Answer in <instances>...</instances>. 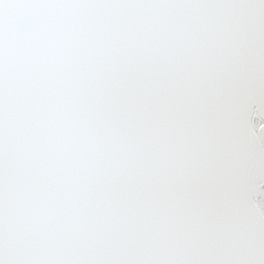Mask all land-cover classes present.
<instances>
[{"label": "water", "instance_id": "water-1", "mask_svg": "<svg viewBox=\"0 0 264 264\" xmlns=\"http://www.w3.org/2000/svg\"><path fill=\"white\" fill-rule=\"evenodd\" d=\"M0 264H264V0H0Z\"/></svg>", "mask_w": 264, "mask_h": 264}]
</instances>
